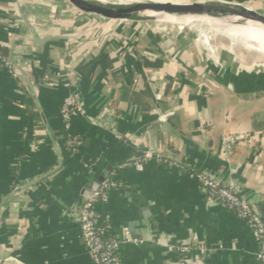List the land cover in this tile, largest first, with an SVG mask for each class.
Masks as SVG:
<instances>
[{"label": "crops", "instance_id": "0c3cea01", "mask_svg": "<svg viewBox=\"0 0 264 264\" xmlns=\"http://www.w3.org/2000/svg\"><path fill=\"white\" fill-rule=\"evenodd\" d=\"M218 1L264 13V0ZM154 26L105 33L63 0H0V53L16 74L0 63V264H95L78 213L104 173L114 187L95 209L112 236L138 241L117 247V264H258L252 231L194 173L263 208L264 72ZM70 93L85 114L69 133ZM148 150L168 166L117 168Z\"/></svg>", "mask_w": 264, "mask_h": 264}, {"label": "built area", "instance_id": "2783aa9c", "mask_svg": "<svg viewBox=\"0 0 264 264\" xmlns=\"http://www.w3.org/2000/svg\"><path fill=\"white\" fill-rule=\"evenodd\" d=\"M0 62L13 77H16L14 64L10 59L4 57L1 53ZM84 114L85 111L83 104L77 94H68L62 101L60 107V117L64 130L70 133L72 120ZM117 138L122 140L120 135H117ZM67 144L71 149L76 150L78 138L69 134ZM163 161L165 160L160 153L154 150H148L143 153L140 158L133 161L123 162L119 164L117 168H134L138 171H142L145 163L154 162L156 164H160ZM194 174L209 200L221 203L226 207L235 210L237 217L246 223L252 231L258 245V264H264V224L255 214L253 205L238 194L233 184H224L217 178L203 172ZM112 187H114L113 180H104L97 191L91 192L88 195L87 199L81 205L78 213L79 230L84 245L95 264H117V259L115 257L117 247L121 243L136 244L138 242L136 239L130 237L127 228L122 230V236L120 239L116 238L115 240L102 241L100 238L98 223L103 221L105 229L109 231V222L107 217H104L95 209V205L98 202H104L107 199V193Z\"/></svg>", "mask_w": 264, "mask_h": 264}, {"label": "water", "instance_id": "95a60500", "mask_svg": "<svg viewBox=\"0 0 264 264\" xmlns=\"http://www.w3.org/2000/svg\"><path fill=\"white\" fill-rule=\"evenodd\" d=\"M70 14L80 22L92 28L105 32H117L136 27H148L160 24H172L187 19L202 18L238 20L237 25L255 23L264 28V13L242 3L218 0H184L180 3L147 1L140 3L129 12H98L84 8L78 0H63ZM264 97V90L261 93ZM107 173L99 177L91 188V192L98 190L107 178ZM255 214L264 224V214L259 205H253ZM3 264H21L10 258Z\"/></svg>", "mask_w": 264, "mask_h": 264}, {"label": "rangeland", "instance_id": "374dc122", "mask_svg": "<svg viewBox=\"0 0 264 264\" xmlns=\"http://www.w3.org/2000/svg\"><path fill=\"white\" fill-rule=\"evenodd\" d=\"M156 1H163V0H156ZM166 1L171 3L184 2V0H172V1L166 0ZM217 20L221 22L225 21L226 24L228 23V25L230 24L233 26L235 25L232 19L225 18L224 20L223 19H217ZM181 23H182L181 21H177L172 24L171 23L160 24V25H155L154 28L159 33H162L164 31V33H168L169 35L174 36L175 38L179 33H181L178 30L179 27H184V29L187 30L189 29L194 33L191 34L192 36L191 35L187 36L183 34L182 35L180 34V36L187 37L190 41L197 40L202 44L205 43L207 48L211 51V55L213 56V58L222 55L223 54L222 50L226 48L228 51H230L233 54L232 55L233 57H236L235 58L237 59L236 63L240 67L239 70L245 69L247 71L264 72V57L255 50L248 49L241 39L231 38L220 31H216L213 27L181 26L180 25ZM206 42H208V44ZM253 45L254 43H252V46Z\"/></svg>", "mask_w": 264, "mask_h": 264}, {"label": "bare ground", "instance_id": "6f19581e", "mask_svg": "<svg viewBox=\"0 0 264 264\" xmlns=\"http://www.w3.org/2000/svg\"><path fill=\"white\" fill-rule=\"evenodd\" d=\"M81 5L88 9L98 12H129L140 3L147 1L164 2L156 0H78ZM168 2V1H166ZM238 20L233 18V25L226 24L225 21H218L217 19H187L182 22L181 26L193 27H213L216 31H220L231 38L241 39L248 49L255 50L264 57V28L255 23H246L244 25H237ZM208 43V42H206ZM252 43L254 45L252 46Z\"/></svg>", "mask_w": 264, "mask_h": 264}, {"label": "trees", "instance_id": "16d2710c", "mask_svg": "<svg viewBox=\"0 0 264 264\" xmlns=\"http://www.w3.org/2000/svg\"><path fill=\"white\" fill-rule=\"evenodd\" d=\"M1 63V62H0ZM2 64V63H1ZM3 65V64H2ZM168 162H166V161H163L162 163H160L159 164V166H161V167H167L168 166ZM179 169L180 170H183V171H187V172H190V170L189 169H186V168H183V167H179ZM228 208V207H227ZM228 209H230V208H228ZM262 209V212H263V214H264V206H263V208H261ZM231 211H233L235 214H236V211L235 210H233V209H230ZM98 231H99V235H100V238L102 239V241H108V240H115L116 238L114 237V236H112L109 232H108V230H106L105 229V224H104V222L103 221H100L99 223H98ZM116 257V256H115Z\"/></svg>", "mask_w": 264, "mask_h": 264}]
</instances>
